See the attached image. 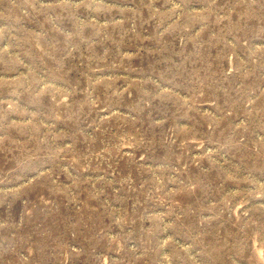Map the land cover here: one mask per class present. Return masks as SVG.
<instances>
[{
    "label": "rangeland",
    "instance_id": "obj_1",
    "mask_svg": "<svg viewBox=\"0 0 264 264\" xmlns=\"http://www.w3.org/2000/svg\"><path fill=\"white\" fill-rule=\"evenodd\" d=\"M0 264H264V0H0Z\"/></svg>",
    "mask_w": 264,
    "mask_h": 264
}]
</instances>
